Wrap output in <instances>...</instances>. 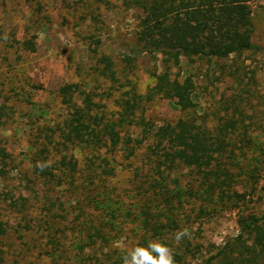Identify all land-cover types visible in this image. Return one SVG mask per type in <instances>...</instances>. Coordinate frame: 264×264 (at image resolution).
<instances>
[{"label": "rangeland", "instance_id": "374dc122", "mask_svg": "<svg viewBox=\"0 0 264 264\" xmlns=\"http://www.w3.org/2000/svg\"><path fill=\"white\" fill-rule=\"evenodd\" d=\"M251 7L255 49L224 59L182 58L180 66L172 67L173 78L189 76L194 82L196 106L188 113L168 98L150 96L155 75L164 67L163 56L138 50L143 13L125 0H0V147L9 154L5 174L0 173V221L5 228L0 234V264L106 260L108 254L142 241V211L155 215L157 204L162 211L171 208L177 230L189 234L195 255L184 264H204L239 233L240 215L264 213V0H252ZM104 57L111 61L109 69H104ZM65 84L90 93L96 110L107 119L118 121L126 115L128 102L135 103L134 122L120 128L123 140L118 148L57 146V129L70 111L59 92ZM83 97L76 92L75 103L81 105ZM188 114L208 129L232 119L241 129H255L261 147H247L242 164L248 169L254 155L263 163L256 181L245 185L242 177L238 182L247 199L237 208L187 195L180 204L178 198L165 202L162 193L178 185L196 189L194 173L180 167L169 171L166 186H157V141L154 136L141 144L138 140L145 129L155 133ZM51 129L56 130L50 138L53 144L48 138ZM129 136L136 149L131 156L125 144ZM236 145L240 154V143ZM65 153L77 160L74 175L50 182L35 172L40 164L57 172ZM94 169L108 172L98 177ZM107 196L112 207L103 204ZM203 206L207 209L201 211ZM98 228H104L106 239L95 235ZM146 234L150 237L153 231ZM50 235L61 242L55 258ZM173 236L167 235L175 241Z\"/></svg>", "mask_w": 264, "mask_h": 264}, {"label": "trees", "instance_id": "16d2710c", "mask_svg": "<svg viewBox=\"0 0 264 264\" xmlns=\"http://www.w3.org/2000/svg\"><path fill=\"white\" fill-rule=\"evenodd\" d=\"M125 1L130 7L137 8L143 13L139 23L138 50L151 53L153 56L158 54L163 56L164 67L155 75L156 83L151 88L150 96L160 95L168 98L183 112L189 113L196 103L192 78L187 76L180 80L171 76L172 67L180 66L182 58L192 59L198 56L224 59L257 47L253 42L252 0ZM102 60L105 62L104 69H109L111 65L109 58L104 57ZM59 92L70 111L64 124L57 129L60 136L57 146L65 149L70 146H81L92 151L104 147L114 150L119 147L123 140L120 128L134 122L131 114L135 103L128 102L126 115L117 121L100 114L90 93L81 91L79 85L65 84L60 87ZM76 92L84 96L81 105L74 101ZM239 123L238 120L232 119L208 129L202 126L197 118L188 114L175 123L159 126L155 133H151V129H145L138 144L150 136H154L157 141L156 146L159 150L155 152L158 157L155 172L161 177L157 186H166L169 171H175L180 167H187L194 173L196 189L192 187L185 189L178 185L171 191H165L162 194L165 195L167 204L175 198L179 199L180 204L185 195L208 204L217 202L230 204L234 208L246 201L247 194L238 189V182L242 177L246 180L245 185H249L251 179L256 181L263 161L260 156L254 155L255 161L249 162L248 169L244 170L242 158L247 157L246 148L254 146L260 149L261 146L256 145L253 136L255 129L248 127L241 129ZM51 131L52 134L48 135V138L49 143L53 144L50 138L54 137L56 130ZM133 141L131 136L125 140L129 156L134 155L136 151L132 146ZM237 142L240 143L238 145L240 154L234 149ZM8 157L6 149L0 147L1 174H5ZM235 167L238 170L234 172ZM35 170L39 176L53 182L56 178L62 180L64 176L74 175L78 171V163L73 156L69 157L65 153L59 160L57 167L59 172L48 167L41 169L39 166ZM94 171L98 177L106 172L98 173L95 169ZM106 203L108 207L113 206L108 196L103 201V204ZM157 208L158 213L155 215L146 210L142 211L146 231L141 242L155 238L164 240L173 248L176 264H184L190 255H195L192 244L186 237L179 243L167 237L169 233L174 234L179 225L170 215L171 208L165 207L162 211L159 204ZM204 209H207L206 206H203L201 211ZM162 217L168 219V222H162ZM238 224L239 233L229 237L224 245L204 261V264H264V213L240 215ZM149 231H153L150 237L146 234ZM4 233L5 228L0 221V234ZM95 235L106 239L104 228L96 229ZM49 240L53 244L55 252L52 257L55 258L59 256L56 245H61V242L55 241L52 235ZM83 248L84 246L80 247V250ZM113 253L108 254L106 260L96 259L94 264H121L122 253L119 251Z\"/></svg>", "mask_w": 264, "mask_h": 264}, {"label": "clouds", "instance_id": "9594fccd", "mask_svg": "<svg viewBox=\"0 0 264 264\" xmlns=\"http://www.w3.org/2000/svg\"><path fill=\"white\" fill-rule=\"evenodd\" d=\"M43 169L45 164L38 165ZM189 234L186 229L177 230L173 239L179 243ZM121 264H176L172 247L160 238L149 239L146 242L137 241L123 247Z\"/></svg>", "mask_w": 264, "mask_h": 264}]
</instances>
